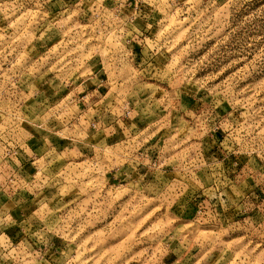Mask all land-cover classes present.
Here are the masks:
<instances>
[{"label":"rangeland","instance_id":"rangeland-1","mask_svg":"<svg viewBox=\"0 0 264 264\" xmlns=\"http://www.w3.org/2000/svg\"><path fill=\"white\" fill-rule=\"evenodd\" d=\"M0 264H264V0H0Z\"/></svg>","mask_w":264,"mask_h":264}]
</instances>
